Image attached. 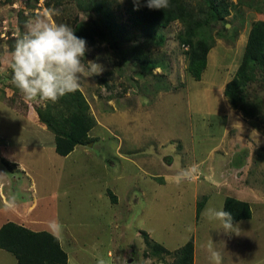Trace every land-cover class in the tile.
I'll return each mask as SVG.
<instances>
[{"label":"rangeland","instance_id":"1","mask_svg":"<svg viewBox=\"0 0 264 264\" xmlns=\"http://www.w3.org/2000/svg\"><path fill=\"white\" fill-rule=\"evenodd\" d=\"M90 1L0 0V173L7 174L0 177V224L50 232L49 221H58L68 264H170L173 257L154 253L142 231L169 252L194 235V264H213L209 239L222 264H264V116L244 118L223 96L251 24L264 21V0H229V15L209 30L211 49L200 81L187 73L179 22L149 39L130 24V0H95L108 18L93 14ZM49 11L58 13L55 22L84 31V62L103 68L85 74L79 88L97 119L92 141L67 157L54 152L53 135L44 126L24 121L35 117L43 101L25 100L10 68L26 21ZM139 57L165 67L151 70ZM161 74L169 91L158 88L154 76ZM254 89L264 99V91ZM8 150L23 166L10 163L12 174L2 162ZM191 165L197 170L190 180L167 181ZM204 197L203 211L232 197L249 203L253 216L225 234L219 222L201 213L196 219V203ZM15 262L0 250V264Z\"/></svg>","mask_w":264,"mask_h":264},{"label":"trees","instance_id":"2","mask_svg":"<svg viewBox=\"0 0 264 264\" xmlns=\"http://www.w3.org/2000/svg\"><path fill=\"white\" fill-rule=\"evenodd\" d=\"M129 7V21L134 30L145 38H153L158 32L174 22H179L182 31L178 35L181 46L187 47V73L194 81H200L207 67V57L211 49L208 40L210 29L229 15V0H169V7L162 10L149 9L146 0H133ZM93 14L103 13L104 8L95 0L89 2ZM110 21V20H109ZM107 19L102 20L106 27L112 29L114 24ZM75 33L85 39L83 30ZM137 60L148 63L150 69L163 68L160 61ZM149 61V62H148ZM160 83V89L169 91V83L164 74L154 76ZM264 91V21L251 24L243 51L241 62L231 78L224 86L223 96L231 109L238 111L244 118L260 120L264 116V99L257 96L254 86ZM252 92V93H251ZM34 121L45 127L53 135L54 152L60 157H67L78 146H85L92 141L89 133L96 126V120L90 113L89 105L78 89L67 94L57 102H44L35 110ZM9 172L10 163L2 161ZM108 197L115 204V196L108 191ZM206 197L196 203V219H198ZM226 211L233 216V223L249 220L252 210L249 203L226 197L223 202ZM145 244L159 255L172 256L170 264H194V238L191 236L179 249L169 252L163 246L150 240L142 231ZM0 250L9 253L15 264H67L68 255L64 251L57 236L46 231L34 232L25 227L7 222L0 227Z\"/></svg>","mask_w":264,"mask_h":264},{"label":"clouds","instance_id":"3","mask_svg":"<svg viewBox=\"0 0 264 264\" xmlns=\"http://www.w3.org/2000/svg\"><path fill=\"white\" fill-rule=\"evenodd\" d=\"M133 2L136 4L138 0ZM145 6L162 10L169 7V0H146ZM56 14L49 11L26 21L25 30L10 53L12 83L27 101L39 99L55 103L77 91L85 74L92 76L103 70L94 61L84 62L88 50L86 40L78 37L68 24L55 22L52 17ZM196 170L197 166L191 165L166 179L179 185L190 180ZM6 175L0 173V177ZM202 216L209 221L219 222L225 234L232 233L236 228L232 214L223 205L215 207L209 204ZM48 229L53 236H58L62 234L63 226L53 220L49 221ZM216 245L209 239L206 248L213 264H222V253ZM99 264H104V261L100 260Z\"/></svg>","mask_w":264,"mask_h":264},{"label":"crops","instance_id":"4","mask_svg":"<svg viewBox=\"0 0 264 264\" xmlns=\"http://www.w3.org/2000/svg\"><path fill=\"white\" fill-rule=\"evenodd\" d=\"M27 120L29 121H31V122H33V123H35L36 124V122L34 121V119H33V117H29V116H25V122H27ZM95 120H97L96 118H95ZM96 123H97V121H96ZM93 130V129H92ZM92 130H91V132H92ZM91 132L89 133V136H90V138H91ZM126 142H129V141H126ZM125 142V143H126ZM124 141H122L121 142V146H123L124 144ZM140 143V141H138V144ZM126 144H128V143H126ZM137 145V144H136ZM78 147H82V146H78ZM77 148V147H76ZM75 148V149H76ZM213 148H216V146H214ZM1 149V148H0ZM74 149V150H75ZM6 151H7V149H5ZM140 150V148L139 147H135L134 148V151H139ZM212 150H214V149H212ZM8 151H10V153L9 154H7V155H4L3 154V157L5 156V158H6V160L5 159H2L3 161H6V162H8V163H13L14 165H19L21 168H23V166L21 165V163H19L18 162V160H17V158H16V156H15V160L13 159V158H11V153H12V150H8ZM0 152H1V150H0ZM74 152V151H73ZM126 153H130V151L129 150H127L126 151ZM210 153H211V151H210ZM6 168V167H5ZM202 170H200V173L202 174V177H203V167L201 168ZM8 171V170H7ZM11 174H12V172H10ZM202 190H203V188H202ZM108 191H110V190H108ZM111 192V191H110ZM112 193V192H111ZM107 195V197H108V193L106 194ZM201 196H203V192H202V194H201ZM109 198V197H108ZM208 198V197H207ZM115 199H116V196H115ZM111 201V200H110ZM241 201V200H240ZM223 202H224V200H223ZM222 205H223V203H222ZM0 206H1V204H0ZM1 209H3V208H1ZM202 211H203V209H202ZM202 211H201V215H202ZM252 216H253V214H252ZM252 218V217H251ZM9 222V221H8ZM7 223V222H6ZM13 223V222H12ZM5 224V223H4ZM3 224H0V227L2 226ZM44 230V229H43ZM43 230H40V231H43ZM40 231H36V232H40ZM35 232V231H34ZM46 232H48V231H46ZM50 233V232H49ZM58 237V236H57ZM193 238H194V245H196L197 243H196V239H195V237H194V235L192 236ZM59 241H60V239H59ZM194 249H195V246H194ZM194 257H195V255H194ZM196 259V258H195ZM68 264V263H67Z\"/></svg>","mask_w":264,"mask_h":264},{"label":"water","instance_id":"5","mask_svg":"<svg viewBox=\"0 0 264 264\" xmlns=\"http://www.w3.org/2000/svg\"><path fill=\"white\" fill-rule=\"evenodd\" d=\"M90 145V144H89Z\"/></svg>","mask_w":264,"mask_h":264}]
</instances>
